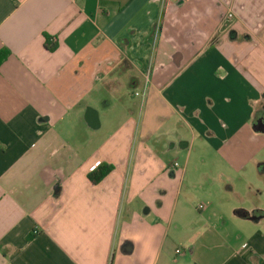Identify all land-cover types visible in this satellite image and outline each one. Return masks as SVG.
Wrapping results in <instances>:
<instances>
[{"label":"crops","instance_id":"0c3cea01","mask_svg":"<svg viewBox=\"0 0 264 264\" xmlns=\"http://www.w3.org/2000/svg\"><path fill=\"white\" fill-rule=\"evenodd\" d=\"M0 54V264H264V207L176 214L167 164L204 142L263 196L264 0H0Z\"/></svg>","mask_w":264,"mask_h":264},{"label":"rangeland","instance_id":"374dc122","mask_svg":"<svg viewBox=\"0 0 264 264\" xmlns=\"http://www.w3.org/2000/svg\"><path fill=\"white\" fill-rule=\"evenodd\" d=\"M228 21L229 19L224 21V25H227ZM123 82H126V80H123ZM140 94L141 89L126 87L111 95L109 101L113 103L114 108L108 114L101 111L99 113L101 120L104 123L119 120L121 113L117 110L118 103L122 100L126 106L133 109L134 105L142 98ZM137 111L138 109L134 113L137 114ZM110 130L111 127L104 126L100 135L107 134ZM91 142L93 141L91 140ZM260 144L258 159L264 161V142ZM92 145H94V142ZM89 147L88 144L87 148ZM221 151H217L207 143L196 141L191 149L176 153L169 152L167 164L173 167V164L177 163L175 169L187 174L177 198L178 209L176 208V214L181 208L183 214L189 218L207 216V212L197 210L199 205H204L211 212L209 216H216L217 208L221 209V205L226 202L229 196L228 192L232 188L234 189L235 186H238V196H240V198L238 197V203L242 206L251 207L259 203L264 207V194L260 196L258 193L260 188H263V182L258 180L256 165L253 162L245 164L246 161H243L246 173L241 177L238 176V179L233 177L234 179L228 180L226 175L227 171L230 173L231 168L228 165L229 160L224 158L223 151ZM262 171L264 173V169ZM132 208H141L138 200L132 204ZM227 227L229 231L234 230L231 223H228Z\"/></svg>","mask_w":264,"mask_h":264},{"label":"trees","instance_id":"16d2710c","mask_svg":"<svg viewBox=\"0 0 264 264\" xmlns=\"http://www.w3.org/2000/svg\"><path fill=\"white\" fill-rule=\"evenodd\" d=\"M1 58V54H0ZM261 168H264V164L260 165ZM113 170V166L106 164V163H100L97 167H95L93 170L88 172L87 178L92 184H98L101 182L111 171ZM240 216L247 217L248 214L246 212H239L238 213ZM254 217V219L258 218L257 217V212L249 215ZM112 258H110V263L111 264Z\"/></svg>","mask_w":264,"mask_h":264},{"label":"flooded vegetation","instance_id":"af4514ba","mask_svg":"<svg viewBox=\"0 0 264 264\" xmlns=\"http://www.w3.org/2000/svg\"><path fill=\"white\" fill-rule=\"evenodd\" d=\"M257 129H264V106L260 107L254 114L253 123Z\"/></svg>","mask_w":264,"mask_h":264},{"label":"water","instance_id":"95a60500","mask_svg":"<svg viewBox=\"0 0 264 264\" xmlns=\"http://www.w3.org/2000/svg\"><path fill=\"white\" fill-rule=\"evenodd\" d=\"M263 126H264V124H263ZM252 130L254 132H260V133H263L264 134V129H257L254 125H252Z\"/></svg>","mask_w":264,"mask_h":264},{"label":"built area","instance_id":"2783aa9c","mask_svg":"<svg viewBox=\"0 0 264 264\" xmlns=\"http://www.w3.org/2000/svg\"><path fill=\"white\" fill-rule=\"evenodd\" d=\"M173 1L176 2V1H179V0H173ZM229 17H230V15H229ZM175 167H177V163H174V164H173V168H175ZM198 209H199V210H203V209H204V205H199Z\"/></svg>","mask_w":264,"mask_h":264}]
</instances>
